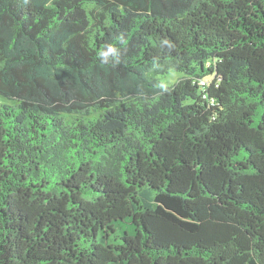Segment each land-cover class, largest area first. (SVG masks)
Instances as JSON below:
<instances>
[{"label":"trees","instance_id":"16d2710c","mask_svg":"<svg viewBox=\"0 0 264 264\" xmlns=\"http://www.w3.org/2000/svg\"><path fill=\"white\" fill-rule=\"evenodd\" d=\"M0 94V264H264V0H0Z\"/></svg>","mask_w":264,"mask_h":264},{"label":"rangeland","instance_id":"374dc122","mask_svg":"<svg viewBox=\"0 0 264 264\" xmlns=\"http://www.w3.org/2000/svg\"><path fill=\"white\" fill-rule=\"evenodd\" d=\"M182 76L179 71L171 70L165 75L159 76V78L166 84H174ZM16 101L14 99H9L6 96L0 94V106L3 104H14Z\"/></svg>","mask_w":264,"mask_h":264},{"label":"clouds","instance_id":"9594fccd","mask_svg":"<svg viewBox=\"0 0 264 264\" xmlns=\"http://www.w3.org/2000/svg\"><path fill=\"white\" fill-rule=\"evenodd\" d=\"M116 51H117V49H116L114 46H109V47L107 48V51L104 52L102 55L106 57V56L109 55L110 53H114V52H116Z\"/></svg>","mask_w":264,"mask_h":264}]
</instances>
